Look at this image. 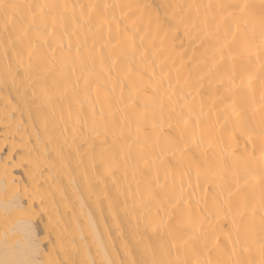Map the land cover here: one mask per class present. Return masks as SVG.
Here are the masks:
<instances>
[{
  "label": "snow or ice",
  "instance_id": "6c2138e0",
  "mask_svg": "<svg viewBox=\"0 0 264 264\" xmlns=\"http://www.w3.org/2000/svg\"><path fill=\"white\" fill-rule=\"evenodd\" d=\"M0 46L47 134L0 264H264V0H0Z\"/></svg>",
  "mask_w": 264,
  "mask_h": 264
},
{
  "label": "bare ground",
  "instance_id": "6f19581e",
  "mask_svg": "<svg viewBox=\"0 0 264 264\" xmlns=\"http://www.w3.org/2000/svg\"><path fill=\"white\" fill-rule=\"evenodd\" d=\"M124 3H147L155 6L157 5H169V4H188L194 2V0H121ZM195 2H201V0H195ZM206 2V0H205ZM259 3V0H255ZM161 14L164 13V8L158 9ZM171 11V10H169ZM5 59L3 56V48L0 46V183L5 179L11 180L15 178L20 187L29 183L27 170L24 167L23 162H27L31 159L35 162L39 156L43 160L44 141L47 134L43 130L39 119L36 116V112L30 107L31 100L29 99L31 90L26 85L17 82L13 85L9 79L7 83H4V66ZM51 149L52 145H48ZM6 172L10 173L6 176ZM45 176L48 172L45 171ZM62 171H58L57 168L52 169V180L48 181L53 186L52 190L55 194V199L59 201L60 197L58 193H55V185L61 178ZM76 210H79V205H76ZM61 213L66 210L61 206ZM71 211L67 212L64 216L65 220L71 217ZM6 226L2 220H0V258L4 255V236ZM55 240V236L52 238ZM89 242H92V237H88ZM75 240L79 242V233L70 228L69 232L65 234L64 244L66 247ZM98 243L114 244L117 249L120 248V238L113 233V239L109 242L106 237H97ZM51 245L45 249L48 251ZM95 251V247H93ZM61 255L62 253L57 249L53 253V256ZM41 260L48 259L47 255H41Z\"/></svg>",
  "mask_w": 264,
  "mask_h": 264
}]
</instances>
